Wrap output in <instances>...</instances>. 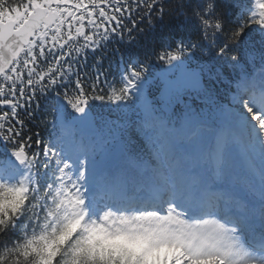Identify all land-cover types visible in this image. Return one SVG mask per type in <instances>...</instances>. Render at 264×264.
<instances>
[{"label":"snow or ice","instance_id":"6c2138e0","mask_svg":"<svg viewBox=\"0 0 264 264\" xmlns=\"http://www.w3.org/2000/svg\"><path fill=\"white\" fill-rule=\"evenodd\" d=\"M0 264H264V0H0Z\"/></svg>","mask_w":264,"mask_h":264},{"label":"rangeland","instance_id":"374dc122","mask_svg":"<svg viewBox=\"0 0 264 264\" xmlns=\"http://www.w3.org/2000/svg\"><path fill=\"white\" fill-rule=\"evenodd\" d=\"M222 102L226 103V102H227V100L225 99V100H223Z\"/></svg>","mask_w":264,"mask_h":264},{"label":"trees","instance_id":"16d2710c","mask_svg":"<svg viewBox=\"0 0 264 264\" xmlns=\"http://www.w3.org/2000/svg\"><path fill=\"white\" fill-rule=\"evenodd\" d=\"M155 63H158V62H155ZM156 73V72H155Z\"/></svg>","mask_w":264,"mask_h":264}]
</instances>
